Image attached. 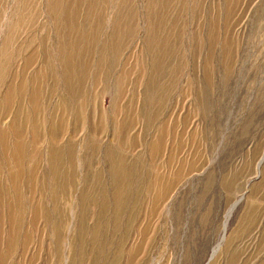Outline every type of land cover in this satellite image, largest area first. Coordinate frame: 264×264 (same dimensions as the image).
I'll list each match as a JSON object with an SVG mask.
<instances>
[{"label": "rangeland", "instance_id": "rangeland-1", "mask_svg": "<svg viewBox=\"0 0 264 264\" xmlns=\"http://www.w3.org/2000/svg\"><path fill=\"white\" fill-rule=\"evenodd\" d=\"M263 154L264 0H0V264H264Z\"/></svg>", "mask_w": 264, "mask_h": 264}, {"label": "bare ground", "instance_id": "bare-ground-1", "mask_svg": "<svg viewBox=\"0 0 264 264\" xmlns=\"http://www.w3.org/2000/svg\"><path fill=\"white\" fill-rule=\"evenodd\" d=\"M263 156H264V154H263ZM262 159H263V157H262ZM261 160V159H260ZM234 205H235V203H233V205H232V207H231V205L228 207V209L226 210V212H225V215H224V219H223V222H222V229H224V228H226V223H227V219L229 218V216L231 215V209L234 207ZM224 237V234L222 233V231H221V236H220V238L222 239Z\"/></svg>", "mask_w": 264, "mask_h": 264}]
</instances>
